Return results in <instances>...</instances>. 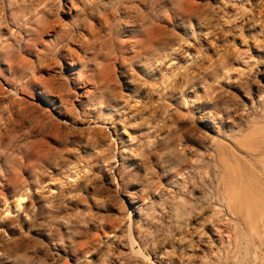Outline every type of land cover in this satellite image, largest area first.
Instances as JSON below:
<instances>
[{
  "label": "rangeland",
  "instance_id": "1",
  "mask_svg": "<svg viewBox=\"0 0 264 264\" xmlns=\"http://www.w3.org/2000/svg\"><path fill=\"white\" fill-rule=\"evenodd\" d=\"M116 1L81 0V12L72 20L102 2L115 6ZM10 26L20 40H11L7 55H0V220L5 208H16L19 193L26 201L0 224V264H76L88 259L90 264H159L174 257L181 264H246L245 247L231 249L230 233L203 253L173 241L177 220L183 226L186 221V214L180 215L187 195L169 186L172 178L160 167L174 166L165 155L179 141L184 143L191 125H198L194 110L200 102L213 98L237 104L235 89L245 75L251 73L258 81L256 73L264 66V0H128L107 23L94 24L89 43L75 41L81 47L75 72L92 91L87 97H79L65 70L59 69L64 54L50 66L54 80L35 68L49 57V37L43 36L41 45L42 33L30 35L11 21ZM181 38L188 51L202 58L199 85L206 98L195 100L178 86V72L188 64L183 58L166 74L152 64L156 54ZM21 56L44 77L29 90L22 88L19 69L15 74L7 69V60L15 64ZM39 86L62 95L72 92L60 115L44 109L32 95ZM129 86L139 91L130 95ZM138 94L144 97L136 103ZM113 125L124 142L115 145L108 136L106 128L111 131ZM121 157L131 165L118 169ZM27 188L31 192H23ZM125 193H136V206L143 205L140 216L134 210L129 215Z\"/></svg>",
  "mask_w": 264,
  "mask_h": 264
},
{
  "label": "bare ground",
  "instance_id": "2",
  "mask_svg": "<svg viewBox=\"0 0 264 264\" xmlns=\"http://www.w3.org/2000/svg\"><path fill=\"white\" fill-rule=\"evenodd\" d=\"M80 1L0 0V55L2 53L7 55L11 40H20L19 36L12 30L10 21L18 26V29L23 28L30 32V35L37 36V34L42 33L40 37L42 36L43 39L40 40V44L44 45L46 41L44 37H49L50 53L49 57L35 68H37L38 72L47 73L49 76L48 81L54 80V75L49 71L50 66L57 62L55 61L56 58L64 54L63 57H60L63 59V66H59V69L65 70L68 80L72 83V89L74 87L77 89L76 93L79 97L89 96L92 91L88 85H85L87 84L86 80H78L80 74L75 72L76 60L80 57L78 51L81 49L75 41L80 39L89 43L94 38V24L99 21L107 23L110 16L112 17L114 10L119 12L128 0H117L115 6L111 5V3L109 5V2H102L95 11L92 9L88 13H83L81 19L75 22L72 20V15L79 12V10L81 12L79 8ZM125 17L127 15H122L123 19ZM253 33L255 32L253 31ZM33 46L34 50L36 49L37 51V44ZM23 52L24 50L19 44V53L23 54ZM180 58H183V61H187L188 64L183 70L181 69L178 72V86L189 92L195 100L206 98L207 93L199 85L204 77L199 64L202 58L199 57L196 51L193 54L188 51L183 45L182 38L169 46L164 52L156 54L152 64H155V68L157 66L162 69L161 74H166L176 63H179ZM7 61V69L12 74H15L16 70H20L17 75L23 85V90H29L33 82H35L33 83L35 85L44 81L43 76H38L34 73V67L30 65L27 58L21 56L20 61L15 64H12L9 60ZM181 65L176 68L179 69ZM29 74V78L26 81H22ZM256 74L258 81L253 78L251 73H248L235 89L240 96V99H237V104L230 100L218 102L213 98H210L208 102H200L194 110L198 125L190 126L184 136V143L179 141L178 145L180 146H173L172 142L167 144V147L172 148L171 146H173V149H169L165 159L168 162L172 160L174 166L169 169L160 167L162 172H167V177L172 178V183L169 186L177 192L187 195L182 201L188 203L187 207L181 211L180 215V218H183L184 214H186V221L183 226L181 219L177 220L175 229L172 232L173 241L180 247H189L188 249L191 251L196 250L203 253L206 249L211 248V244L218 242L223 233H230L229 242L231 249L235 250L238 245L245 247L246 264H259L262 259L261 256L263 255L264 257V128L255 124L258 118L264 122V66ZM130 87L132 86L128 88L130 95L139 91L137 88ZM35 93H32V95H36V100L40 102L44 109L49 107L53 110L52 112L58 115L61 114L60 106H66V98L72 95V92L62 95L56 90L42 86H39L38 91ZM145 95L146 93L144 92ZM55 96L57 99L54 98ZM144 96L138 94L135 102H140ZM259 105L260 108L258 107ZM111 110H108L107 113L111 112ZM139 110L141 108L136 109V111ZM89 125L90 123L86 126ZM96 126L99 125L96 124ZM110 128L111 131L106 128V130L111 132L108 136L114 142L117 140L120 143L124 142L122 136L118 135L116 126L113 125ZM155 131L156 129H151V132ZM112 133L114 136H112ZM186 142L190 143L191 146L186 147ZM191 156L195 158L190 160ZM117 163H119L118 169L131 165L123 157ZM85 170L87 169H84V172ZM79 177L76 178L79 179ZM72 179L69 178L71 181ZM27 190L29 191L30 188L25 189L23 192ZM49 191L54 192V190L50 189ZM134 194L136 193H133V195L125 193L124 202L129 208V215L134 210L133 213L140 216L143 205L136 206L137 201ZM25 199L24 194L22 192L19 193L15 197L17 206L16 208L12 206V208L14 207L16 211H20L22 203L26 201ZM12 208H5V214L3 219L0 220V224H6L10 220L9 215H12ZM223 216L225 218H220ZM0 237H2L1 232ZM134 242L136 243L135 240ZM59 251L64 257L68 255V250L66 249L59 248ZM56 252L58 251L56 250ZM74 255L77 256V254ZM226 259L227 257H225V262ZM63 264L67 263L64 262ZM76 264L90 263L88 259L85 262ZM159 264H181V262L174 257L161 259Z\"/></svg>",
  "mask_w": 264,
  "mask_h": 264
}]
</instances>
